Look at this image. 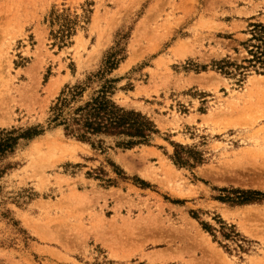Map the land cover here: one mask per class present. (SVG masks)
<instances>
[{"label": "rangeland", "instance_id": "obj_1", "mask_svg": "<svg viewBox=\"0 0 264 264\" xmlns=\"http://www.w3.org/2000/svg\"><path fill=\"white\" fill-rule=\"evenodd\" d=\"M254 23L264 0H0V130H40L0 162V264H264V196L221 200L264 193V72L234 66ZM107 79L147 143L49 124Z\"/></svg>", "mask_w": 264, "mask_h": 264}, {"label": "trees", "instance_id": "obj_2", "mask_svg": "<svg viewBox=\"0 0 264 264\" xmlns=\"http://www.w3.org/2000/svg\"><path fill=\"white\" fill-rule=\"evenodd\" d=\"M251 27V37L243 43L248 58L242 62L246 63V66L234 65L239 75H243V70L249 67L264 72V24L254 23ZM115 64L113 59L110 67ZM229 65L232 63L223 61L218 69L229 74L227 70ZM112 81L105 80L98 89L93 90L88 99L83 101L81 97L87 85L66 86L50 107L49 124L62 126L66 136L90 143L92 147L93 137L98 136L122 137L117 143L123 148L147 143L150 136L157 132L155 125L140 112L120 107L111 99ZM39 133L40 130L36 127L22 132L14 129L0 130V162L14 150L19 139H30ZM263 196L264 193L259 191L229 190L221 200L243 204L260 201Z\"/></svg>", "mask_w": 264, "mask_h": 264}, {"label": "bare ground", "instance_id": "obj_3", "mask_svg": "<svg viewBox=\"0 0 264 264\" xmlns=\"http://www.w3.org/2000/svg\"><path fill=\"white\" fill-rule=\"evenodd\" d=\"M188 228H189V227H188ZM194 229H195V228H194ZM195 230H196V229H195ZM199 234H200V233H199ZM195 236H196V235H195ZM196 237H197V236H196ZM196 240H198V239H196ZM199 242H200V241H199ZM195 243H196V242H195ZM207 243H208V242H207ZM207 243H206V244H207ZM196 244H197V243H196ZM202 248H203V247H202ZM212 250H213V249H212ZM203 251H204V250H203ZM213 254H214V253H213ZM216 254H217V253H216ZM211 255H212V254H211ZM220 256H221V255H220ZM211 258H212V257H211ZM208 259H209V258H208ZM215 259H216V257H215ZM215 259H214V260H215ZM217 259H218V258H217ZM204 260H206V259H204ZM207 261H208V260H206L205 262H207ZM212 261H213V260H212ZM219 261H220V260H219ZM204 264H207V263H204ZM208 264H209V263H208Z\"/></svg>", "mask_w": 264, "mask_h": 264}]
</instances>
